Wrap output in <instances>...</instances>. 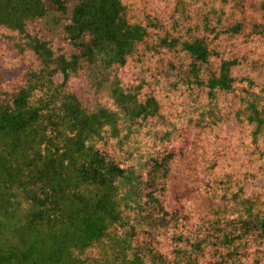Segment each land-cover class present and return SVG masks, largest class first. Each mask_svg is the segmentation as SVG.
Returning <instances> with one entry per match:
<instances>
[{
  "label": "trees",
  "instance_id": "1",
  "mask_svg": "<svg viewBox=\"0 0 264 264\" xmlns=\"http://www.w3.org/2000/svg\"><path fill=\"white\" fill-rule=\"evenodd\" d=\"M0 264H264V0H0Z\"/></svg>",
  "mask_w": 264,
  "mask_h": 264
},
{
  "label": "rangeland",
  "instance_id": "2",
  "mask_svg": "<svg viewBox=\"0 0 264 264\" xmlns=\"http://www.w3.org/2000/svg\"><path fill=\"white\" fill-rule=\"evenodd\" d=\"M249 187V186H248Z\"/></svg>",
  "mask_w": 264,
  "mask_h": 264
}]
</instances>
